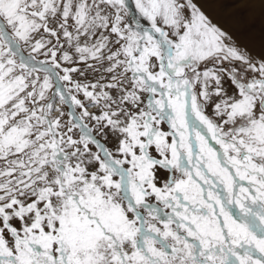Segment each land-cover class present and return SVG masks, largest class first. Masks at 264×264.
I'll list each match as a JSON object with an SVG mask.
<instances>
[{"label":"snow or ice","instance_id":"obj_1","mask_svg":"<svg viewBox=\"0 0 264 264\" xmlns=\"http://www.w3.org/2000/svg\"><path fill=\"white\" fill-rule=\"evenodd\" d=\"M0 264H264V0H0Z\"/></svg>","mask_w":264,"mask_h":264}]
</instances>
